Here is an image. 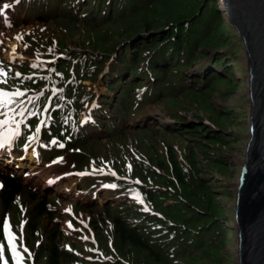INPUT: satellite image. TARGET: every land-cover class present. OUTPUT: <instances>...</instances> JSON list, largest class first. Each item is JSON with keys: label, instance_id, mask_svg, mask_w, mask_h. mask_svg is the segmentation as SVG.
Masks as SVG:
<instances>
[{"label": "trees", "instance_id": "1", "mask_svg": "<svg viewBox=\"0 0 264 264\" xmlns=\"http://www.w3.org/2000/svg\"><path fill=\"white\" fill-rule=\"evenodd\" d=\"M230 33L217 0H0V153L33 142L43 171L0 163L5 264V217L21 264H236Z\"/></svg>", "mask_w": 264, "mask_h": 264}, {"label": "water", "instance_id": "2", "mask_svg": "<svg viewBox=\"0 0 264 264\" xmlns=\"http://www.w3.org/2000/svg\"><path fill=\"white\" fill-rule=\"evenodd\" d=\"M247 62L248 140L235 189L236 264H264V0H226Z\"/></svg>", "mask_w": 264, "mask_h": 264}, {"label": "rangeland", "instance_id": "3", "mask_svg": "<svg viewBox=\"0 0 264 264\" xmlns=\"http://www.w3.org/2000/svg\"><path fill=\"white\" fill-rule=\"evenodd\" d=\"M228 20V19H227ZM229 22V21H228ZM230 24V23H229ZM36 22H34L33 24H29V25H25L22 29L27 32L28 29L30 28H36ZM23 32V31H22ZM12 37V40L8 41L6 46H7V51L4 53V56L6 58L7 61H12L14 59H19V60H23L25 58L21 57V55L16 52V47L20 48L21 44L19 42V32H13L12 35H10ZM228 38H231V40L235 41V44L232 45V51H235V55L237 56V60L236 63H240L242 64L243 67H245V65L247 64L246 62V57L245 54L242 53V45L239 44V41L235 38V36L233 37V35L228 36ZM235 61H233L232 63H230V65H228V67H230L231 65H233L235 63ZM202 65V64H201ZM200 66V65H198ZM198 66H196L195 70H197ZM224 70L225 69H220L219 73L220 74H224ZM193 74V71L191 72ZM244 73H245V77L242 78L241 76H237V87L235 92L232 95V101L231 98L225 100L224 98H214L212 100V102L214 103V105H216L218 109L220 110H224L222 105L226 104L227 105H233L237 110H238V117L239 119H236V122H234L231 126V128L228 130L227 133V138H231L233 140H231L232 142L235 141V137L236 135L238 136V139L236 140V142L232 143V148L230 150L229 153L226 154V156H228L229 158V162H230V166L231 168H229L230 170L227 173V177H222V186L225 187V189H228L230 191V196L229 198H227L226 200H223L224 196L219 195V199L220 201H222L224 208H233L234 205V196H235V189H236V184H237V180H238V175L239 172L241 170V166H242V161L244 158V149H245V144L247 143L248 140V111H249V102H248V96H247V68H244ZM190 74V73H189ZM237 74V73H236ZM104 91V90H101ZM155 112V109L153 106H150V113ZM156 113V112H155ZM190 116V114L188 115ZM191 119V117H190ZM239 132V133H238ZM35 151V149L33 147H31L30 149H27V151H29L28 153H32V151ZM26 159L24 160V165L27 166L28 168H30L31 170H38L41 171L39 169V164L38 162L36 163V160L30 159V155H26L25 156ZM2 158L0 157V160ZM234 161V162H231ZM1 162V161H0ZM206 163V162H204ZM238 166V168L236 167ZM15 167V166H14ZM236 168V170L234 169ZM19 169V168H17ZM23 171L25 169H22ZM43 171H41L42 173ZM39 173V172H38ZM37 176V175H36ZM52 183L51 182H47L44 183L42 185V189H48L51 187ZM71 187H77V183H72L70 185ZM66 201L62 202V209L64 211H69L70 210V204H69V200L64 199ZM110 201V198L108 199H99L100 204H105L108 203ZM86 215V214H85ZM233 216V213L231 214ZM87 217V215H86ZM67 220V219H66ZM65 220V226H67L68 224V220ZM78 221L80 222V219H78ZM231 225H229V227H232L233 225V221L232 223H230ZM236 234H233L231 237V243L229 244L228 249H226V251H230L233 254H235L236 251ZM235 261V259H234Z\"/></svg>", "mask_w": 264, "mask_h": 264}, {"label": "snow or ice", "instance_id": "4", "mask_svg": "<svg viewBox=\"0 0 264 264\" xmlns=\"http://www.w3.org/2000/svg\"><path fill=\"white\" fill-rule=\"evenodd\" d=\"M5 7H7V5H5ZM2 75H3V70L0 69V76H2ZM16 75L19 76L20 73H16ZM19 94H20L19 90H17V92H15V93H8V92H5L3 89H0V97L18 96ZM10 102L11 101H9V103ZM4 239L7 242L8 250L11 253L13 260L15 261V264H21V260L23 258L20 256V253L16 250V247L14 246L15 237L9 232V224H8V220L6 217L4 218ZM21 240H22V237H21ZM21 247H23L24 252H28V248L24 247L23 244H21ZM30 258H31V256L29 255V259ZM0 264H5L2 246H0Z\"/></svg>", "mask_w": 264, "mask_h": 264}, {"label": "bare ground", "instance_id": "5", "mask_svg": "<svg viewBox=\"0 0 264 264\" xmlns=\"http://www.w3.org/2000/svg\"><path fill=\"white\" fill-rule=\"evenodd\" d=\"M34 155H35V151L33 150L32 153L30 154V159H32Z\"/></svg>", "mask_w": 264, "mask_h": 264}]
</instances>
